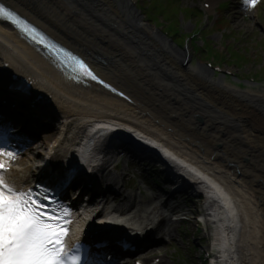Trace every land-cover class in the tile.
Listing matches in <instances>:
<instances>
[{
	"label": "bare ground",
	"instance_id": "1",
	"mask_svg": "<svg viewBox=\"0 0 264 264\" xmlns=\"http://www.w3.org/2000/svg\"><path fill=\"white\" fill-rule=\"evenodd\" d=\"M1 1L56 40L84 54L103 78L126 90L132 98L128 102L96 84L81 85L67 79L50 59L0 22V65L10 63L16 69L14 72H24L40 90L60 100L56 114L64 122L53 142L54 151L67 152L65 146L80 137L94 139L92 153H97L95 158L101 160L106 150L111 152L104 142L112 131L99 130L98 136L92 137L89 128L96 121L107 123L109 128L115 125L119 130L130 128L135 134L138 131L141 139L172 150L224 187L225 196L193 175L185 179L188 172L179 165L168 166L174 174H184L181 182L189 188L207 190L206 209L217 207L220 216V226L215 227L220 246L224 248L226 240L225 212L212 196L217 193L229 207V213L237 212L242 223L241 263L264 264V102L260 99L264 98V89L253 90V84H249L250 88L242 90L226 83L223 77L214 78L201 64L192 66L189 50L175 49L164 36L143 23L127 2ZM144 35H148L147 39ZM50 139L51 135L45 140ZM28 153L31 152L10 160L0 159L34 165L36 157L30 158ZM17 175L18 171L10 168L9 179L18 183ZM165 221L168 224L167 217L162 220L165 228L161 231L171 235Z\"/></svg>",
	"mask_w": 264,
	"mask_h": 264
},
{
	"label": "rangeland",
	"instance_id": "2",
	"mask_svg": "<svg viewBox=\"0 0 264 264\" xmlns=\"http://www.w3.org/2000/svg\"><path fill=\"white\" fill-rule=\"evenodd\" d=\"M180 7L185 6H192L197 7L200 0H179ZM147 0H137V4L139 6H143L146 4ZM178 5V6H179ZM136 10L137 5H134ZM140 7V10H138L139 14L142 17V20L145 21V17L143 16L142 8ZM172 10V9H171ZM176 20L173 21L174 25H161L162 27H155L153 24H150L151 21L149 20V24L155 31L159 32L163 35L161 32V29H168V26L173 27L175 30L180 29L182 32V36L185 35L188 36L196 27L198 23V18H193L192 16L187 17L184 12H179L176 10ZM163 20L159 19L156 22H161ZM230 24L227 22L226 26L221 29L223 33V37L221 38V33L219 32H212L209 35L207 34V39H211L213 41V46H211L210 55H213L214 57L217 56L218 61H221L223 65L221 72H215L210 71L211 74H213L214 78H220V76H225L224 80L226 83H229L231 85H238L239 89H246L250 88L253 90H257L258 88L264 89V6L263 9L259 10V13L256 18L257 24L255 26L248 25V24H239L234 23L233 19H230ZM155 21L153 22L155 25H157ZM160 25V24H159ZM209 26L206 24L205 28H208ZM168 29V30H170ZM174 29H171L170 32ZM211 31V30H210ZM242 32V33H241ZM160 34H158L160 36ZM226 34V35H225ZM170 44H173L174 48L180 51H184V49L189 50V53L191 55V65L192 66H198V64H201V66L207 67V56L204 54H200L199 52L195 51L192 47V41L191 38L188 37L187 43L184 44V46H177L175 43H173L174 40L169 39L168 35H163ZM181 36V37H182ZM234 36V37H233ZM235 38H239V40H236ZM179 39V37H178ZM176 40V39H175ZM198 40V44H201V41ZM189 64V65H190ZM209 70H212L211 67H207ZM233 71H235V77H233ZM227 73V74H226ZM229 73V75H228ZM228 76V77H227ZM253 77V79L251 78ZM249 84H253V86L249 87ZM54 137V132L51 133V138ZM44 141L43 143H38L36 146L31 147V153H28L31 157L38 158V161L43 158L44 156ZM38 150V151H37ZM39 152V153H38ZM38 154V155H36ZM117 162H120V165L118 168H113L112 165L110 166L111 171L108 173V181H112L113 184L117 183H133L134 184V190L128 192L125 195V199L120 198L118 202L126 207L132 206L131 208H134L136 213L138 215L143 214L146 215L149 213V211L152 209L154 205H159L160 202L158 199V194L160 191L155 188L156 184L149 178L147 172L144 171L145 166H138L136 164L134 165H128L125 166L124 161H122L121 156H117ZM113 162V161H112ZM159 162L153 161L149 165V169L151 170L152 167L156 170L161 169L162 166H159ZM141 169L143 170V174L136 175L135 179L129 178L127 179V176H124V171L139 173L141 172ZM156 179V176L153 177ZM158 183V182H157ZM143 193V198H140L138 196L139 192ZM153 195L152 198L146 197L147 195ZM154 195L155 198H154ZM199 202L194 201L193 203L189 204V208L192 209L194 212H200L199 220H203L205 218H209L206 214L208 212H211L209 210H206L205 208V201L204 197H199ZM168 204L170 206L181 204L182 206L187 205V203L184 204L183 202V195L180 194V197H177L176 199H168ZM148 202H146V201ZM133 204V205H130ZM160 208V206H158ZM161 210V209H160ZM198 214V213H197ZM170 216V215H168ZM194 216V217H193ZM188 219L190 220L189 226L192 227L191 235L190 237H186L184 234H182L180 231H182V223L179 222H173L172 227L176 229L177 236L175 240V245L169 246L165 244H159L155 245L154 248H161L159 257H164L167 261L166 264H173L175 260V255L173 258H171L169 255L174 252L173 247L177 248L179 252L177 253V256L179 254H182L185 256L190 255L192 253V256L195 258L198 264H203L204 259L207 257V251H209L211 254H214L213 259L210 261L211 264L213 261H216L215 264H242L241 259L243 258V248L244 244L242 241L241 233L238 235L239 240L236 241V248L233 251V230L228 229V237H229V245L226 247L225 255L223 256V252L218 253L216 251V247L218 244L217 240H215L216 235L214 234L215 225H213L212 222H209L208 225H205L204 223H200L197 225V219H196V213L194 214H187ZM233 224L232 222H229ZM228 223V224H229ZM229 228V227H228ZM205 238L204 240L200 241V239ZM194 241L198 249H190L187 248L186 241ZM172 241V240H171ZM173 242V241H172ZM194 243V244H195ZM195 244V245H196ZM169 246V247H167ZM186 253H182L185 252ZM155 256V255H153ZM202 257V259H201ZM175 264V263H174Z\"/></svg>",
	"mask_w": 264,
	"mask_h": 264
},
{
	"label": "snow or ice",
	"instance_id": "3",
	"mask_svg": "<svg viewBox=\"0 0 264 264\" xmlns=\"http://www.w3.org/2000/svg\"><path fill=\"white\" fill-rule=\"evenodd\" d=\"M244 2L255 7L257 0ZM0 19L9 20L25 32L36 31L2 4ZM76 63L85 68V74L96 79L83 62ZM0 157L10 160L14 154L0 149ZM9 171L10 164L0 160V264H81L80 256L72 254L66 246L70 226L67 210L50 208L48 204L53 201L48 197H44L48 204H43L39 193L16 187L6 178Z\"/></svg>",
	"mask_w": 264,
	"mask_h": 264
},
{
	"label": "trees",
	"instance_id": "4",
	"mask_svg": "<svg viewBox=\"0 0 264 264\" xmlns=\"http://www.w3.org/2000/svg\"><path fill=\"white\" fill-rule=\"evenodd\" d=\"M217 58H218V57H217V56H215V60H218Z\"/></svg>",
	"mask_w": 264,
	"mask_h": 264
}]
</instances>
